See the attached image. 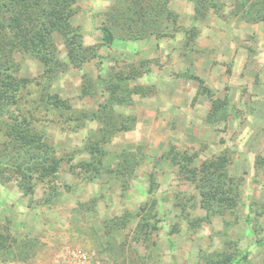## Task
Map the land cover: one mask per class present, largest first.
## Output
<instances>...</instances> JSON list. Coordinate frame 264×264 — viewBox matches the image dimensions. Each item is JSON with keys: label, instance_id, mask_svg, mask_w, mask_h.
<instances>
[{"label": "rangeland", "instance_id": "1", "mask_svg": "<svg viewBox=\"0 0 264 264\" xmlns=\"http://www.w3.org/2000/svg\"><path fill=\"white\" fill-rule=\"evenodd\" d=\"M17 1L0 264H264V0Z\"/></svg>", "mask_w": 264, "mask_h": 264}, {"label": "trees", "instance_id": "2", "mask_svg": "<svg viewBox=\"0 0 264 264\" xmlns=\"http://www.w3.org/2000/svg\"><path fill=\"white\" fill-rule=\"evenodd\" d=\"M18 3H16L15 5H13L12 3H5L3 5V3H0V13L2 14V17L4 18V20H11V22L7 25V27L9 28H6V24L7 23H2V17L0 16V37L3 35L2 33V30H1V27L2 25L7 29V31H10L11 28H13V24L14 26L18 25V18L20 15H17L19 14L18 10L16 9L17 5L18 7L20 6L19 4V1H17ZM50 3L52 6H48L49 8L48 9H51L49 12H46L47 13V17L49 18L48 19V23L50 24V27L48 29L47 27V24H44L46 19L44 18L45 16V11L47 10H42L41 12V15H39L36 19V22H35V25L33 26V30L30 31V35L28 38H25L24 39V42H25V45H31L34 49L37 48L40 44H45L48 45V44H51V38H50V33L52 32L51 30H56V29H59V31L62 32L63 36H66L68 31L66 28H67V25L64 23L66 22L65 20L62 21V19H64V2L63 0H61L60 2H57V0H50ZM5 6V7H3ZM66 10V9H65ZM68 10V9H67ZM17 11V12H16ZM32 12L28 11V8L27 9H23L22 10V14L23 16L26 15V19L25 20H30L29 19V16ZM22 18L21 20H23L24 17H21ZM19 21V22H22V21ZM62 27V28H61ZM31 30V29H30ZM14 31V29H13ZM12 32V31H10ZM101 32H102V39L105 41V42H109L112 40V35H111V32L110 30L106 27V26H103L101 27ZM14 33V32H13ZM69 39L68 36H66V40ZM48 48V47H47ZM48 50V49H47ZM39 58L41 60H46L47 58V53L46 52H39ZM9 92L10 90H6L5 88L2 89L0 88V96H3L5 94L6 98L9 97ZM3 98V97H2ZM90 162H93V161H90ZM210 164V163H209ZM208 164H206V167H207ZM210 177L212 175V178H213V171L210 172L208 174ZM144 219V222L141 223H138V225L141 227L143 226L144 224H149L147 223V220L145 218Z\"/></svg>", "mask_w": 264, "mask_h": 264}]
</instances>
